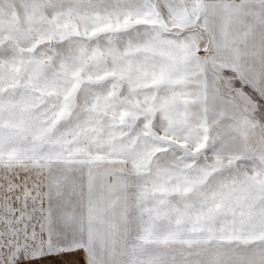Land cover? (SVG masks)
Listing matches in <instances>:
<instances>
[{
  "label": "snow or ice",
  "instance_id": "1",
  "mask_svg": "<svg viewBox=\"0 0 264 264\" xmlns=\"http://www.w3.org/2000/svg\"><path fill=\"white\" fill-rule=\"evenodd\" d=\"M0 264H264V0H0Z\"/></svg>",
  "mask_w": 264,
  "mask_h": 264
}]
</instances>
